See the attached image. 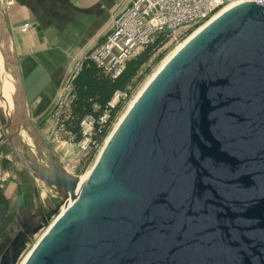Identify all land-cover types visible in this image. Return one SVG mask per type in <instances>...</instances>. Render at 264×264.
<instances>
[{"label":"water","instance_id":"obj_1","mask_svg":"<svg viewBox=\"0 0 264 264\" xmlns=\"http://www.w3.org/2000/svg\"><path fill=\"white\" fill-rule=\"evenodd\" d=\"M0 43L15 78L10 141L49 185L54 212L23 264H264V6L227 8L160 70L113 132L85 182L30 120L0 4ZM46 153L47 166L21 138ZM71 199V203H69ZM18 235L0 264H16Z\"/></svg>","mask_w":264,"mask_h":264},{"label":"crops","instance_id":"obj_2","mask_svg":"<svg viewBox=\"0 0 264 264\" xmlns=\"http://www.w3.org/2000/svg\"><path fill=\"white\" fill-rule=\"evenodd\" d=\"M119 1L15 0L5 10L12 46L23 77L27 114L35 127L41 120L42 131L50 123L55 124L54 117L50 116L54 105L65 85L74 78L87 58V53L112 30L114 12ZM26 23L31 26L27 31H22L21 26ZM0 56H3L1 43ZM0 67L3 72H0L3 88L9 80L4 65ZM11 106L12 110L13 101ZM9 177V184L4 189L13 186L19 175L14 173ZM24 202L28 203L27 197ZM30 204L26 212L38 216L41 209L43 218L46 217L47 211L39 207L35 200ZM21 208L19 206L18 213Z\"/></svg>","mask_w":264,"mask_h":264},{"label":"rangeland","instance_id":"obj_3","mask_svg":"<svg viewBox=\"0 0 264 264\" xmlns=\"http://www.w3.org/2000/svg\"><path fill=\"white\" fill-rule=\"evenodd\" d=\"M0 1L4 11L10 7L8 0ZM119 3L120 1L118 2V5ZM199 27L200 26L195 25L191 28L177 31L174 36H167L169 41L160 49V52H163L162 58L151 65L149 72L132 90L130 98L125 103L121 113L113 123L109 135L115 130L122 117L127 113L135 97L143 91L149 80L168 60L167 58L170 57L175 48H177L180 43L185 41ZM141 50L142 49L138 52ZM89 53H87L86 57L89 56ZM1 65L0 62V66ZM0 72H2V69ZM0 76L2 79V74H0ZM2 81L0 82V175H6L7 180L1 181L0 183V253L9 245L14 237L18 235L19 238L16 253L18 254L19 260H21L23 255L36 244L45 229H47L45 227H49L57 214L54 212L55 205L49 197V185L35 177L26 168L20 157L14 151L12 142L10 141V130L8 126V120L12 118L10 115V107L12 106L11 102L4 98L5 85H3V88L1 87ZM51 115L52 114H50V116ZM40 122H42V120ZM40 122H37L36 130L39 132L41 138L53 150L57 160L71 175L83 177L92 170L106 145L109 135L104 141L98 143L96 147L93 146L90 153L85 154V151L80 147L79 142H74L73 136L67 137L62 127L56 129V125L50 123L49 126L42 131L40 129L42 127ZM21 138L27 151L47 166L45 161L46 153L40 146H38L36 141L29 136L26 131L22 132ZM6 172L11 174V176L14 173L18 174L19 178L13 186L10 185V188L4 189V186L8 185V181L10 180V177ZM29 194L31 195L29 196ZM25 197L28 198V203L24 202ZM33 197L39 207L44 208L45 211H47L46 217L43 218L41 209L38 216L26 212V209L29 210L31 206L30 203L34 202L32 199ZM19 206L22 207L20 213H18Z\"/></svg>","mask_w":264,"mask_h":264},{"label":"built area","instance_id":"obj_4","mask_svg":"<svg viewBox=\"0 0 264 264\" xmlns=\"http://www.w3.org/2000/svg\"><path fill=\"white\" fill-rule=\"evenodd\" d=\"M247 1L264 6V0H121L114 12L112 30L91 50L87 58L106 75L117 79L127 61L160 35L174 36L181 29L207 21L223 8ZM8 2L10 6L14 4V0ZM30 26L29 23L23 24L21 30L27 31ZM129 98L127 93L117 91L109 105L113 108L121 100L126 103ZM72 99L70 81L65 85L51 112L56 129L60 128L62 120L69 115ZM108 117L109 113L101 121L105 122ZM96 124L95 117L91 115L81 121L82 139L79 145L85 154L98 145L94 140ZM6 177L0 175V183L7 180Z\"/></svg>","mask_w":264,"mask_h":264},{"label":"trees","instance_id":"obj_5","mask_svg":"<svg viewBox=\"0 0 264 264\" xmlns=\"http://www.w3.org/2000/svg\"><path fill=\"white\" fill-rule=\"evenodd\" d=\"M168 41L167 36L160 35L127 61L117 79L106 75L86 58L71 80L73 99L70 112L60 123V128L62 127L67 137L73 136L74 142H79L82 139L81 121L91 115L97 122L94 140L98 143L104 141L125 105V100H121L115 107H110L109 103L115 93L125 92L130 97L132 90L149 72L151 65L162 58L163 52L160 49ZM107 113L108 119L102 122L101 118Z\"/></svg>","mask_w":264,"mask_h":264},{"label":"bare ground","instance_id":"obj_6","mask_svg":"<svg viewBox=\"0 0 264 264\" xmlns=\"http://www.w3.org/2000/svg\"><path fill=\"white\" fill-rule=\"evenodd\" d=\"M225 10H227V7L226 8H223V9H221V10H219L214 16H212L210 19H208L207 21H205V22H203V23H201V24H199L198 26H200L197 30H195L185 41H183L182 43H180L178 46H177V48H175V50H174V52H172V54L170 55V57L169 58H167L168 60L163 64V66L154 74V76L149 80V82L147 83V85L152 81V79L160 72V70L166 65V63L191 39V38H193L198 32H200L207 24H209L212 20H214L218 15H220L222 12H224ZM1 62H2V64L4 65V67H5V75H6V77H7V79L11 82V84H10V82L9 81H7L6 82V86H5V90H4V98L5 99H7L8 101H11V99L13 98V103H14V92H15V86H16V83H15V78H14V76H13V74L11 73V67L5 62V59L3 58V56H1ZM147 85L145 86V88L147 87ZM11 86H13V91H12V87ZM144 88V89H145ZM144 89H143V91H144ZM143 91H141L136 97H135V99L133 100V102L131 103V105H130V107H129V109L133 106V104L137 101V99L140 97V95L142 94V92ZM13 92V93H12ZM11 94H12V97H11ZM12 101H11V103H12ZM10 106V105H9ZM11 108V107H10ZM128 109V110H129ZM10 110V109H9ZM128 112V111H127ZM127 114V113H126ZM125 114V115H126ZM125 115L122 117V119H121V121L123 120V118L125 117ZM120 121V122H121ZM120 122H119V124H120ZM118 124V125H119ZM118 125H117V127H118ZM116 127V128H117ZM116 128H115V130H116ZM114 130V131H115ZM113 131V132H114ZM113 132L108 136V139H107V142H106V144L108 143V141H109V139L111 138V136H112V134H113ZM98 160V159H97ZM91 172V171H90ZM90 172H88L86 175H84L83 177H81V182H79L78 183V187L81 185V184H83L84 182H85V180H86V178H87V176L90 174ZM71 199H69V203H71ZM67 207V205H63V210H59L58 212H56L55 214H57L56 215V218L58 217V215H60V213H62L64 210H65V208ZM51 224V223H50ZM50 226V225H49ZM45 228H47L48 229V227H45ZM47 229H45V231L47 230ZM44 231V232H45ZM43 232V233H44ZM34 247V246H33ZM33 247L26 253V254H24L23 255V257L21 258V260H19V258H18V260H17V263L16 264H23L24 263V261H25V259L28 257V255H29V253L31 252V250L33 249Z\"/></svg>","mask_w":264,"mask_h":264},{"label":"flooded vegetation","instance_id":"obj_7","mask_svg":"<svg viewBox=\"0 0 264 264\" xmlns=\"http://www.w3.org/2000/svg\"><path fill=\"white\" fill-rule=\"evenodd\" d=\"M18 238H19V236H18ZM7 248V247H6ZM5 248V249H6ZM5 249L0 253V258H1V256H2V254H3V252L5 251Z\"/></svg>","mask_w":264,"mask_h":264}]
</instances>
